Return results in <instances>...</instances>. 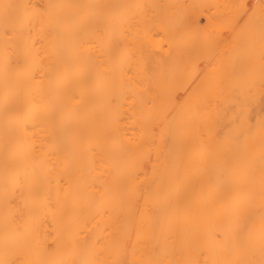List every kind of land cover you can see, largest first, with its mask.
<instances>
[{
    "label": "bare ground",
    "instance_id": "6f19581e",
    "mask_svg": "<svg viewBox=\"0 0 264 264\" xmlns=\"http://www.w3.org/2000/svg\"><path fill=\"white\" fill-rule=\"evenodd\" d=\"M0 264H264V0H0Z\"/></svg>",
    "mask_w": 264,
    "mask_h": 264
}]
</instances>
